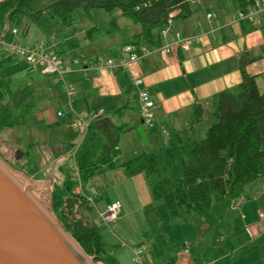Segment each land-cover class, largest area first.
Masks as SVG:
<instances>
[{
  "label": "rangeland",
  "instance_id": "rangeland-1",
  "mask_svg": "<svg viewBox=\"0 0 264 264\" xmlns=\"http://www.w3.org/2000/svg\"><path fill=\"white\" fill-rule=\"evenodd\" d=\"M52 1L37 0L31 4L30 10L16 14L10 29L16 30L18 34L15 36L10 31L5 38L6 42L32 46L39 40L51 44L54 39L66 36L76 44L64 53L66 58L81 59L95 54L112 58L121 49L124 40L139 30V26L127 17L118 16L119 29L116 32L88 40V32L92 31L93 26L107 22L111 16L118 15V11L108 13L100 8L91 9L90 16H87L82 9L77 8L72 25L62 26L53 18L47 22L48 33L45 34L31 22V18L37 9ZM190 8L195 12L197 6L191 4ZM25 24L29 25L24 29ZM2 31L0 39L4 35ZM28 68L29 65L21 56L10 53L5 46L0 45V89H8L0 98V113L16 107L23 111L25 107L28 109L26 114L23 113L26 116L25 124L0 131V161L22 183L30 184L36 190L35 197L54 216L50 193L53 186H61L64 177L72 180L76 178L72 171V155L81 140L84 126L77 118L71 121L68 108L63 102L62 86L54 82L55 75H44L37 66L32 67L31 71ZM257 89L260 93L264 92V73L257 78ZM73 106L76 114L84 115L83 121H86L88 113L79 111L78 104ZM201 106V121L195 125L193 132L181 129L178 132L180 138L201 140L205 136L207 128L214 122L211 116L214 106L211 101ZM57 112L62 116H57ZM130 114L127 121L132 127L119 136L118 151L112 157L113 167L91 179L89 184L96 189L94 200L80 206L79 213L87 223L95 227L105 251L102 257L106 264H134L135 257L131 249L139 245L146 248L143 251V264H158L157 260L160 259L163 264L172 258L178 261L185 249L196 257L197 264H205L210 259L209 248L214 247L213 251L216 252L222 237L233 238L243 234V224L238 213L240 208L246 209L254 204L256 216L259 212L264 213V178L245 187L243 198L235 203L237 211H221L225 206L229 207L230 202L227 200L213 203L208 222L195 213L184 215L178 209L168 210L162 202L152 201L144 173L129 176L120 165L141 154L152 153L159 177L180 178L182 169L178 148L168 145L160 123L144 125L135 112ZM166 148H169L172 155L170 163L165 154ZM28 151L30 153L26 155ZM31 168L39 170L37 178L27 175V170ZM80 191L81 188L77 186L75 192ZM112 202L119 203L121 208L117 218L106 226L98 218L97 204L100 207ZM185 228L188 234L183 236Z\"/></svg>",
  "mask_w": 264,
  "mask_h": 264
},
{
  "label": "trees",
  "instance_id": "trees-1",
  "mask_svg": "<svg viewBox=\"0 0 264 264\" xmlns=\"http://www.w3.org/2000/svg\"><path fill=\"white\" fill-rule=\"evenodd\" d=\"M37 0H2L0 2V31L2 39L7 38L14 16L31 9ZM195 0H53L37 9L31 18L41 32L47 34V22L57 19L62 26L74 23L77 8L90 16L91 9H103L110 13L118 11L107 22L99 23L88 32V40L96 36L107 35L119 29L118 16L127 17L139 26L123 45H161L160 34L168 21L184 19L191 12V2ZM237 8L246 12L254 0H235ZM29 24H25L24 29ZM66 36L54 39L50 45L58 56L71 46H76ZM122 48V47H121ZM99 55L83 59L93 60ZM262 55H254L244 50L238 57V66L242 75L240 83L230 90L217 93L212 103L211 116L214 122L207 128L201 140L193 137L180 138L174 129L169 132V146H176L179 151L182 176L161 178L158 175L156 161L152 153L141 154L122 163L129 176L144 173L146 184L153 202H162L168 210H180L184 215L197 214L207 222L211 216L213 203L224 200L236 203L243 198L247 185L264 178V92L257 89L258 75H248L244 68ZM103 57V56H102ZM66 58V57H65ZM75 58V57H70ZM116 58V57H115ZM32 67L29 66L28 71ZM71 74L68 75V77ZM82 76V75H80ZM66 80L72 84L70 78ZM59 84V83H56ZM8 89H0V98ZM135 108V107H134ZM128 104L112 112L94 115L85 127L80 143L72 155L74 180L64 178L61 186H53L50 199L55 218L84 252L94 261L106 264L103 247L95 227L87 223L79 213L90 190L96 189L89 184L91 179L113 167L112 157L117 153L119 136L131 129L130 123L121 119L126 109L134 110ZM18 107L0 113V131L25 124L28 112ZM136 112L139 115L138 106ZM201 104H194L190 111L188 127L192 129L201 121ZM29 153L26 152V155ZM168 162L171 161L169 148L165 149ZM79 186L80 192H75ZM153 205V204H152Z\"/></svg>",
  "mask_w": 264,
  "mask_h": 264
},
{
  "label": "crops",
  "instance_id": "crops-1",
  "mask_svg": "<svg viewBox=\"0 0 264 264\" xmlns=\"http://www.w3.org/2000/svg\"><path fill=\"white\" fill-rule=\"evenodd\" d=\"M256 2L259 4V9L255 8ZM191 4L197 6L196 11L191 10L189 16L184 19L172 20L169 26V34L178 33L183 37L193 38L187 51L170 45L168 51L161 49L131 65L130 73L123 69H115L112 73L100 70L96 73L89 72L85 77L80 76L79 73H73L74 75L71 74L73 76L68 77L71 79L74 91L73 112L65 106L73 122L77 115L73 105L78 104L79 111L88 113V119L83 121V115L80 122L84 126L83 134L89 120L100 110L102 113L112 112L125 104L135 108L122 112V121L129 120L132 115L130 113L135 112L141 123L136 112L137 90L131 78L142 80L143 86L154 102V107L151 109L152 123H160L164 134L168 136L172 129L177 134L181 129L193 132L196 126L192 129L188 127L192 106L197 103L203 105L208 101L212 103L217 93L230 90L240 83L242 75L238 66V57L244 50H249L254 55H262L258 60L247 64L244 68L245 72L258 77L259 74L264 73V9L262 8L264 0H254V4L246 12L237 8L235 0L208 2L195 0ZM167 42L169 41L161 40L163 45ZM156 47L133 45L132 51L140 55L142 50H152ZM121 54L120 49L112 58ZM61 93L64 95L65 104L66 96L63 91ZM58 113L57 116L61 117L62 115ZM58 170L61 168L58 167ZM38 172V169L31 168L30 171L27 170V175L37 178ZM51 172H53L52 168ZM107 205L109 203L100 207L97 204L98 214L104 211ZM228 206L221 211L223 213L228 212V209L237 211L235 203L230 202ZM120 208L119 204V210ZM238 213L243 224V234L240 233L233 238L222 237L216 252L213 251L214 247L209 248L210 259L205 264H264V221L256 216L254 204L246 209L240 208ZM245 232H248V237ZM187 234L185 228L183 236ZM188 254L190 264H197L196 257ZM157 263L163 264L161 259L157 260ZM167 264H178L177 258H172Z\"/></svg>",
  "mask_w": 264,
  "mask_h": 264
},
{
  "label": "water",
  "instance_id": "water-1",
  "mask_svg": "<svg viewBox=\"0 0 264 264\" xmlns=\"http://www.w3.org/2000/svg\"><path fill=\"white\" fill-rule=\"evenodd\" d=\"M35 192L0 161V264H94Z\"/></svg>",
  "mask_w": 264,
  "mask_h": 264
},
{
  "label": "built area",
  "instance_id": "built-area-1",
  "mask_svg": "<svg viewBox=\"0 0 264 264\" xmlns=\"http://www.w3.org/2000/svg\"><path fill=\"white\" fill-rule=\"evenodd\" d=\"M2 0H0L1 2ZM255 8L259 9V4L255 3ZM264 9V7H262ZM209 17V15L207 16ZM240 17L242 15L240 14ZM170 21H168L166 27L161 32V40L169 41L166 44H161L152 50L144 49L140 55L133 53L132 45H123L121 48V55L116 58L98 56L96 58L86 60L79 58H65L58 56L53 50V46L45 43L43 40L37 41L32 46H22L16 42H6L5 39H0V45L5 46L7 50L14 54L21 56L24 61L31 67L37 66L40 72L44 75H55V83H59L62 86L63 92L66 96L65 105L72 110V96L74 95L72 84L66 80V74L79 73L82 76H87L89 72H99L100 70H106L112 73L115 69H123L130 73V66L138 63L142 59L157 53L159 50L164 49L168 51L170 45L177 46L180 50L187 51L193 42L192 37H183L178 33L169 34ZM13 35H17L18 32L14 29L11 30ZM22 34V31L21 33ZM132 84L137 90V106L139 111V117L141 123L144 125L152 124V112L154 102L151 100L148 91L143 86L140 78H131ZM100 110L97 115L101 114ZM58 115H60L58 113ZM75 117L82 122V115H75ZM95 190H90V195L87 196V201L92 202ZM119 212L118 203H110L106 206L104 211L98 214L100 222L104 225H108L117 218ZM258 218L264 221V213L259 212ZM145 246L139 245L131 249L135 259L134 264H143V251ZM178 264H190L188 260V251L185 249L179 256Z\"/></svg>",
  "mask_w": 264,
  "mask_h": 264
},
{
  "label": "flooded vegetation",
  "instance_id": "flooded-vegetation-1",
  "mask_svg": "<svg viewBox=\"0 0 264 264\" xmlns=\"http://www.w3.org/2000/svg\"><path fill=\"white\" fill-rule=\"evenodd\" d=\"M95 264H102L100 261H95Z\"/></svg>",
  "mask_w": 264,
  "mask_h": 264
}]
</instances>
